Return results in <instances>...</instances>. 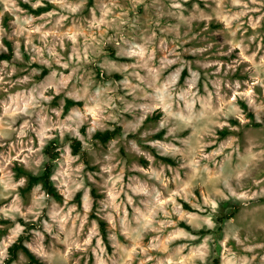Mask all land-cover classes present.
Instances as JSON below:
<instances>
[{
    "label": "clouds",
    "instance_id": "clouds-1",
    "mask_svg": "<svg viewBox=\"0 0 264 264\" xmlns=\"http://www.w3.org/2000/svg\"><path fill=\"white\" fill-rule=\"evenodd\" d=\"M0 264H264V0H0Z\"/></svg>",
    "mask_w": 264,
    "mask_h": 264
}]
</instances>
